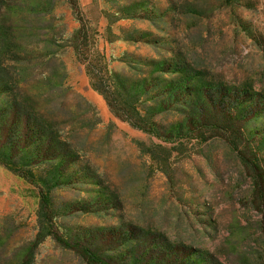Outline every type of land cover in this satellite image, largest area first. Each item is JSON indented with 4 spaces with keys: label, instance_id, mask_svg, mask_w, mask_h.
<instances>
[{
    "label": "rangeland",
    "instance_id": "obj_1",
    "mask_svg": "<svg viewBox=\"0 0 264 264\" xmlns=\"http://www.w3.org/2000/svg\"><path fill=\"white\" fill-rule=\"evenodd\" d=\"M58 236L264 264V0H0V264H89Z\"/></svg>",
    "mask_w": 264,
    "mask_h": 264
},
{
    "label": "trees",
    "instance_id": "obj_2",
    "mask_svg": "<svg viewBox=\"0 0 264 264\" xmlns=\"http://www.w3.org/2000/svg\"><path fill=\"white\" fill-rule=\"evenodd\" d=\"M90 38L94 37L90 35L88 31H86L85 27L82 25L78 31V34L76 35L75 52L78 59L82 63L86 64V69L90 76V79L92 80V84L96 87V89L102 91L101 82L107 78L108 65L104 60V56L103 60L101 59L99 67L93 64V61H95L94 54L84 47V45L87 44L88 39ZM43 202L44 206L49 203L47 194L43 195ZM57 239L66 246L78 250L83 255V257L86 258L89 264H121L99 256L92 249L86 246H80L78 242L71 243L70 241L63 239L60 236H58Z\"/></svg>",
    "mask_w": 264,
    "mask_h": 264
}]
</instances>
